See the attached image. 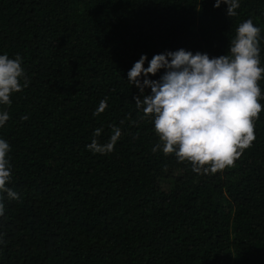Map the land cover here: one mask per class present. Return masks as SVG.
Wrapping results in <instances>:
<instances>
[{"label": "trees", "instance_id": "obj_1", "mask_svg": "<svg viewBox=\"0 0 264 264\" xmlns=\"http://www.w3.org/2000/svg\"><path fill=\"white\" fill-rule=\"evenodd\" d=\"M214 3L0 0V55L19 54L29 81L0 105L10 116L0 127L11 146L7 187L19 195L0 193V264H264V110L232 167L196 174L152 152L159 138L127 81L142 54L145 68L180 48L228 54L248 19L261 30L264 67V0H239L234 17ZM258 84L264 109V73ZM110 125L122 131L114 150H86L96 128L109 141Z\"/></svg>", "mask_w": 264, "mask_h": 264}, {"label": "clouds", "instance_id": "obj_2", "mask_svg": "<svg viewBox=\"0 0 264 264\" xmlns=\"http://www.w3.org/2000/svg\"><path fill=\"white\" fill-rule=\"evenodd\" d=\"M227 5L228 17L237 15L239 0H215L214 8ZM260 28L252 19L236 28L235 37L229 42L228 54L210 58L207 53L165 51L155 54L148 61L142 54L127 72V81L139 90L133 96L140 119H149L158 136L152 152L174 154L179 162L187 161L196 174H214L232 167L243 151L256 139L254 120L259 118L262 105L261 80L264 67L259 59ZM163 69L157 80L149 79ZM23 81V83H21ZM22 67V57L0 55V105L10 106V96L28 86ZM145 89H150L145 94ZM107 97L99 102L93 112L97 116L107 108ZM10 119L7 111H0V127ZM27 120L28 117H22ZM123 124V121H121ZM112 135L105 144L96 137L102 129L96 128L93 139L85 146L93 154L106 155L122 135L115 125H110ZM10 144L0 139V193L12 200L19 195L7 187L12 181V165L7 158ZM0 197V216L4 214Z\"/></svg>", "mask_w": 264, "mask_h": 264}]
</instances>
